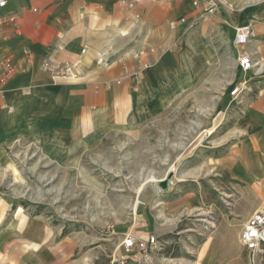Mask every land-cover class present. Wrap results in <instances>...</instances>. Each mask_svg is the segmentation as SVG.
<instances>
[{"label": "rangeland", "instance_id": "374dc122", "mask_svg": "<svg viewBox=\"0 0 264 264\" xmlns=\"http://www.w3.org/2000/svg\"><path fill=\"white\" fill-rule=\"evenodd\" d=\"M236 60H216L218 69L165 104L134 107L81 154L40 138L8 139L0 264H117L127 234L156 236L144 264H250L238 237L264 205V152L250 157L247 146L264 123L244 117V93L230 95L249 82ZM236 151H246L240 172L226 163Z\"/></svg>", "mask_w": 264, "mask_h": 264}, {"label": "crops", "instance_id": "0c3cea01", "mask_svg": "<svg viewBox=\"0 0 264 264\" xmlns=\"http://www.w3.org/2000/svg\"><path fill=\"white\" fill-rule=\"evenodd\" d=\"M193 1L7 0L0 63L9 61L13 72L0 85V148L28 137L81 154L93 138L127 122L134 107L167 103L218 69L216 60L241 52L256 64L242 70L235 61L249 78L236 97L244 93L249 123L263 125L264 0H219L215 14ZM246 24L253 36L238 52L235 30ZM43 60L53 69L76 61L79 67L64 76L43 69ZM247 149L261 159L264 131ZM245 154L236 151L226 163L243 171Z\"/></svg>", "mask_w": 264, "mask_h": 264}, {"label": "built area", "instance_id": "2783aa9c", "mask_svg": "<svg viewBox=\"0 0 264 264\" xmlns=\"http://www.w3.org/2000/svg\"><path fill=\"white\" fill-rule=\"evenodd\" d=\"M193 3L202 5L204 10L209 14H215L219 11L221 1L219 0H194ZM7 4V0H0V11H2ZM5 21V16L0 15V24ZM253 36V30L250 24L236 27L233 44L235 48H240L245 45ZM154 52V49H150ZM238 63L242 70L251 69L255 64L249 55L240 53ZM41 67L47 70H54L56 74L60 75H76L79 67V62L63 63L62 65L53 69L49 60H43ZM13 67L9 61H2L0 63V85L12 74ZM242 87L236 85L230 90V95L236 97L242 92ZM239 242L242 250L245 253L248 263L257 264L259 257L264 255V205L254 210L242 223L239 232ZM158 241L155 235H148L142 240L136 236L127 234L121 241V255L117 259V264H144L150 263L151 252L158 249Z\"/></svg>", "mask_w": 264, "mask_h": 264}, {"label": "trees", "instance_id": "16d2710c", "mask_svg": "<svg viewBox=\"0 0 264 264\" xmlns=\"http://www.w3.org/2000/svg\"><path fill=\"white\" fill-rule=\"evenodd\" d=\"M65 234H67V232H66V231H63V232H62V235L64 236ZM166 250H168V249H166ZM165 253L168 254V255H171V256H175V255L177 254L176 251H173V252L170 253V254L168 253V251H165Z\"/></svg>", "mask_w": 264, "mask_h": 264}]
</instances>
